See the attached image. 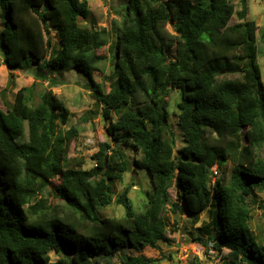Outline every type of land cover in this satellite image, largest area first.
<instances>
[{
	"label": "trees",
	"instance_id": "16d2710c",
	"mask_svg": "<svg viewBox=\"0 0 264 264\" xmlns=\"http://www.w3.org/2000/svg\"><path fill=\"white\" fill-rule=\"evenodd\" d=\"M233 1L128 0L115 46V85L106 91L94 75L106 59L107 29L79 23L91 14L89 0H0V66L11 76L37 66L44 79L42 70L85 73L111 139L87 169L69 157L77 130L60 132L70 110L52 89L38 93L33 82L5 101L6 109L0 103V264H87L99 252L113 257L128 246L157 247L166 239L167 205L182 206L193 221L216 206L207 235L219 252H230L219 264H264V241L252 230L247 202L255 188H264L258 25L246 18L245 0L240 11ZM236 13L240 20L231 23ZM52 30L60 47L47 57ZM238 67L239 76L220 77ZM173 90L180 92L178 124L186 141L175 153L167 99ZM128 149L140 153L136 167L149 171L152 190L139 211L126 187L115 199L125 216L103 215L115 183L132 171ZM228 161L227 181L213 180L212 168ZM174 181L178 202L169 192ZM50 187L59 202L50 198ZM126 259L153 262L143 255Z\"/></svg>",
	"mask_w": 264,
	"mask_h": 264
},
{
	"label": "rangeland",
	"instance_id": "374dc122",
	"mask_svg": "<svg viewBox=\"0 0 264 264\" xmlns=\"http://www.w3.org/2000/svg\"><path fill=\"white\" fill-rule=\"evenodd\" d=\"M128 0H89L91 14L88 18H80L79 23L100 30L105 27L107 29L108 43L101 49V53L105 54L106 59L98 63V72L94 75V80L101 82L104 89L109 91L114 86L115 76V46L118 37V30L123 26ZM235 8L240 11L243 7V0H234ZM248 8L247 19H253L258 25L257 37L259 48V62L262 70V81L264 84V40L262 32L264 31V0H245ZM2 9L0 6V60L3 58V50L1 49L2 36ZM237 13L233 16L232 22L239 21ZM169 30H173L169 24ZM51 47L47 57L51 54V48L60 47L59 39L56 31L52 30L50 35ZM54 51V50H53ZM37 69V66L34 67ZM35 69L22 71L15 70L13 76L10 69L6 65L0 66V103L2 108L6 109L5 101L12 103L16 91L23 87L29 86L33 82H37V92L40 93L45 89H52L59 99L70 110V118L66 124H60V132H65L71 126H75L77 135L71 140L69 157L82 159L84 168H91L96 163L94 157L99 152L101 146L105 142L111 143L110 136L107 133L106 125L109 120H105L101 114L100 108L96 106V99L93 96L91 79L83 72L74 68L55 70L49 73L48 70L41 72L47 77L44 79L38 77ZM47 73V74H46ZM239 72L221 73L220 77H237ZM169 100V121L173 125L176 132V145L173 152H178L186 145L185 138L178 124V108L177 102L180 100V92L173 90L167 97ZM39 101V97H36ZM112 118L115 119L113 115ZM113 143V142H112ZM128 158L132 171L124 174L122 181L115 183V195L113 203L104 207L101 211L103 215L123 217L125 216V208L121 204L115 202V199L126 188L129 187V196L132 198L137 210L142 211L147 200V192L152 190V180L150 173L145 168L136 167V160L140 159V153L128 149ZM108 154H110L108 152ZM259 156L264 158V147L258 150ZM232 169L230 161L226 162L222 167L215 165L213 167V180L227 178ZM217 171V173L215 172ZM49 194L53 202H59L55 196L54 189ZM178 185L174 181L169 189L171 200L178 202ZM247 202L251 209V227L260 242L264 241V188H255L253 193L247 197ZM212 207V208H211ZM201 212L196 221L193 216L188 214L186 210L179 206L175 211L172 205H167L162 213L166 222L165 240L158 242L157 247L145 244L143 248L138 249L128 246L121 249L113 257L106 256L102 252L97 253L90 258L87 264H129L127 256L143 255L146 258L153 259L149 264H193L200 261L201 264H219L224 255H230V252L223 249L219 252L213 247V243L207 235V229L213 227V221L216 217V206H211ZM201 236L203 239H198ZM207 244V245H206ZM51 260L58 259V255L54 252L50 253Z\"/></svg>",
	"mask_w": 264,
	"mask_h": 264
},
{
	"label": "water",
	"instance_id": "95a60500",
	"mask_svg": "<svg viewBox=\"0 0 264 264\" xmlns=\"http://www.w3.org/2000/svg\"><path fill=\"white\" fill-rule=\"evenodd\" d=\"M240 71H241L240 67H238V68H228V69L222 70V73H231V72H240Z\"/></svg>",
	"mask_w": 264,
	"mask_h": 264
},
{
	"label": "built area",
	"instance_id": "2783aa9c",
	"mask_svg": "<svg viewBox=\"0 0 264 264\" xmlns=\"http://www.w3.org/2000/svg\"><path fill=\"white\" fill-rule=\"evenodd\" d=\"M213 169V168H212ZM217 173V171H215Z\"/></svg>",
	"mask_w": 264,
	"mask_h": 264
}]
</instances>
